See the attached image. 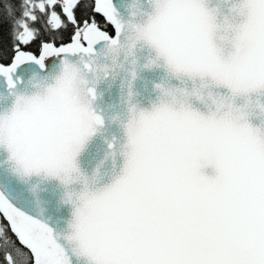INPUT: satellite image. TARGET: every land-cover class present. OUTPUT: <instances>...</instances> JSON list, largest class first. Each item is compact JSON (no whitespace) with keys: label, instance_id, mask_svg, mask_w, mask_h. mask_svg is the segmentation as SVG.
<instances>
[{"label":"snow or ice","instance_id":"snow-or-ice-1","mask_svg":"<svg viewBox=\"0 0 264 264\" xmlns=\"http://www.w3.org/2000/svg\"><path fill=\"white\" fill-rule=\"evenodd\" d=\"M0 264H264V0H0Z\"/></svg>","mask_w":264,"mask_h":264}]
</instances>
